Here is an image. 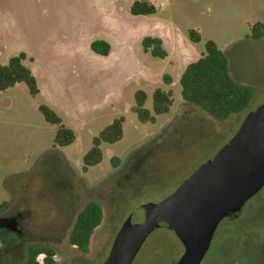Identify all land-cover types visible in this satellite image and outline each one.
I'll return each mask as SVG.
<instances>
[{"label": "rangeland", "instance_id": "1", "mask_svg": "<svg viewBox=\"0 0 264 264\" xmlns=\"http://www.w3.org/2000/svg\"><path fill=\"white\" fill-rule=\"evenodd\" d=\"M135 1L0 0V64L25 52L39 87L36 95L25 82L0 91V216L23 209L29 216L31 210L28 224L36 237L21 240L0 231V264H25L34 242L56 247L54 264H103L129 215L143 220L140 206L173 193L264 104V35H252V26L264 23V0H147L156 12L133 15ZM191 29L199 42L190 39ZM145 36L159 37L165 55L144 51ZM99 39L111 45L106 56L91 48ZM208 40L226 55L232 78L252 88L249 104L223 120L185 101L179 81ZM159 88L172 93L169 112L140 121L136 91H145V108L154 115ZM41 104L74 131L73 143H55L58 126L45 119ZM121 116L122 138L102 142V161L84 169L93 138ZM91 200L103 218L87 252L60 240L58 228L44 231L73 220ZM183 252L163 224L132 264H174ZM201 264H264V187L239 216L221 221Z\"/></svg>", "mask_w": 264, "mask_h": 264}, {"label": "water", "instance_id": "2", "mask_svg": "<svg viewBox=\"0 0 264 264\" xmlns=\"http://www.w3.org/2000/svg\"><path fill=\"white\" fill-rule=\"evenodd\" d=\"M264 187V104L250 111L232 138L159 202L139 207L115 235L103 264H132L148 236L161 225L184 246L174 264H201L223 219L238 216ZM27 214L0 216V229L17 231Z\"/></svg>", "mask_w": 264, "mask_h": 264}, {"label": "trees", "instance_id": "3", "mask_svg": "<svg viewBox=\"0 0 264 264\" xmlns=\"http://www.w3.org/2000/svg\"><path fill=\"white\" fill-rule=\"evenodd\" d=\"M130 12L133 15H149L156 12V7L147 0L135 1ZM253 36L260 38L264 35V23L257 22L252 26ZM190 39L194 42L201 40L200 34L191 29ZM159 37L145 36L142 39L144 51H150L153 56H162L165 53L161 48ZM91 48L96 53L108 55L111 45L106 40H95ZM25 52L10 57L6 64H0V91L6 90L20 82H25L32 95L39 93L37 79L32 70L25 64ZM183 99L202 108L217 120L228 118L234 113L241 112L250 102L252 88L248 85L236 82L229 72L228 59L218 45L208 40L206 51L198 59L190 62L180 76ZM135 111L140 121L155 122L156 115L169 112L173 103L171 91L156 89L153 93V112L145 108L146 93L137 90L135 93ZM40 111L45 119L57 125L55 143L61 147L74 142V131L62 123L61 117L48 105L41 104ZM125 118H116L106 126L98 136L93 138L92 148L84 155V169L97 165L102 161L103 152L100 147L102 142L114 143L123 136V124ZM114 158V163H115ZM240 215V214H238ZM103 210L99 203L89 201L79 212L74 227L70 234V243L77 245L82 252L89 250L90 240L94 229L101 223ZM45 253V264H54L56 251L50 246H32L30 248L26 264H41L36 260L39 253Z\"/></svg>", "mask_w": 264, "mask_h": 264}, {"label": "flooded vegetation", "instance_id": "4", "mask_svg": "<svg viewBox=\"0 0 264 264\" xmlns=\"http://www.w3.org/2000/svg\"><path fill=\"white\" fill-rule=\"evenodd\" d=\"M92 201V200H91ZM94 201V200H93ZM96 202V201H95ZM88 203V202H87ZM86 203V204H87ZM98 203V202H97ZM85 204V205H86ZM85 205H84V207H85ZM83 207V208H84ZM82 208V209H83ZM81 209V210H82ZM81 210H79L77 213H76V215H75V217L73 218V220H71V216H69L68 217V220L67 221H64L65 223H62L60 226L58 225V226H56V227H54V226H51V227H49V228H47V229H45L44 231L45 232H47L48 231V229L49 230H54L55 228H58L60 231V235H61V237H60V240H62L63 238H67V242H68V244H70V246L71 247H73V248H78V246L77 245H72L71 243H70V234H71V231H72V229H73V227H74V223H75V221H76V218H77V216H78V214H79V212L81 211ZM23 211H27V209H23V210H19V211H16V212H13V213H10L9 215H13V214H16V213H21V212H23ZM240 214V213H239ZM9 215H6V216H9ZM33 216V212L30 210V215L29 216H25V217H23V219L21 220V222H20V225H19V228H18V230L17 231H13V230H9V229H0V231H3V232H7V233H10V234H12V235H14V236H17V237H19L21 240H33V239H36V237L34 236V234H35V232L34 231H31L30 230V228H31V226H30V224H28V219L30 218V217H32ZM239 216V215H238ZM235 216L233 215V216H230V218H234ZM237 217V216H236ZM49 226V225H48ZM50 232H53V231H48L47 233H50ZM32 246H50V247H52V248H54V250L56 251V254H57V249H56V247L55 246H53V245H51V244H47V243H32V244H30L29 246H28V248H27V253H26V258H25V264H26V262H27V260H28V256H29V252H30V248L32 247ZM55 254V255H56ZM41 255H43V260L40 262L39 261V259H40V257H41ZM45 257H46V254L45 253H43V252H41V253H39L37 256H36V260L37 261H39L41 264H45V262H44V259H45ZM10 264H12V262L10 263Z\"/></svg>", "mask_w": 264, "mask_h": 264}]
</instances>
